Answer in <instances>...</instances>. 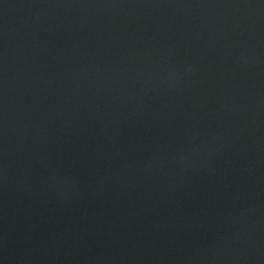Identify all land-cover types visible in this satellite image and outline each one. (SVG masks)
I'll return each instance as SVG.
<instances>
[{"label": "water", "instance_id": "obj_1", "mask_svg": "<svg viewBox=\"0 0 264 264\" xmlns=\"http://www.w3.org/2000/svg\"><path fill=\"white\" fill-rule=\"evenodd\" d=\"M0 264H264V0H0Z\"/></svg>", "mask_w": 264, "mask_h": 264}]
</instances>
